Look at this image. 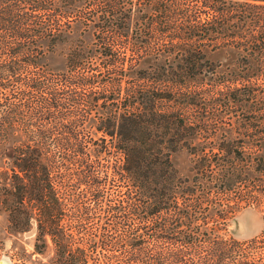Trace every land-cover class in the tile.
<instances>
[{"label": "trees", "instance_id": "1", "mask_svg": "<svg viewBox=\"0 0 264 264\" xmlns=\"http://www.w3.org/2000/svg\"><path fill=\"white\" fill-rule=\"evenodd\" d=\"M196 1L213 17L177 19L199 12L184 0H0V158L11 168L0 170V195L7 211H108L110 233L101 232L100 242L111 250L110 264H250L238 255L244 239L225 236L233 211L206 198L200 207L195 186L182 187L169 155L188 128L210 129L223 155L202 154L197 164L229 190L254 167L245 196L233 194L258 206L264 0ZM214 50L234 56L223 66L229 74L205 57ZM201 71L225 75L207 79L215 87L207 94L194 88L205 82L195 78ZM204 95L221 96L210 105L217 110L188 114ZM231 107H239L244 132L226 129ZM180 192L191 203L179 206Z\"/></svg>", "mask_w": 264, "mask_h": 264}, {"label": "rangeland", "instance_id": "2", "mask_svg": "<svg viewBox=\"0 0 264 264\" xmlns=\"http://www.w3.org/2000/svg\"><path fill=\"white\" fill-rule=\"evenodd\" d=\"M185 5L189 9L199 10L197 13L190 12L189 16L176 15L177 19L195 18L206 19L213 17L206 10L202 12L203 6L196 0H184ZM239 1V0H238ZM74 35L78 32V27L73 26ZM85 41L91 40V34L85 31L81 34ZM205 57L214 61H219L224 73L229 74V66L223 68L225 64H230L233 55L229 52L221 50L205 51ZM62 57L56 56L52 60L53 66H60ZM224 73H209L201 71L195 75V78H203L205 82L194 84V88L199 92L214 91L215 87L210 84L209 78H217ZM217 89H219L217 87ZM203 100L198 101L197 108H192L188 114H196V112H204L209 115L217 109L210 106L212 102H220L221 96L215 95L212 98L204 95ZM230 109L227 117H229L226 129H232L233 133L239 134L244 132L239 123L240 109ZM226 116V115H225ZM94 128V127H93ZM219 128V129H218ZM222 126L216 128L218 133L222 131ZM92 129V127H89ZM248 129V128H247ZM185 134L179 140L174 150L170 152V159L177 169V177L183 182L182 187L195 186V193L198 198L199 205L202 207L205 198L207 200H217L218 208L227 211H233V216L228 221L227 227L224 229L225 236H232L236 239H244L241 241L240 258L243 255L247 256L250 264H264V229L260 231L264 217V195H260V202L257 207L253 205H244L245 192L249 190L247 185L251 184L252 180L257 178L258 172L254 167H246L241 176L244 182L233 185L232 189L217 188L215 186L216 178L206 175L205 168L201 164H197L199 157L202 154L218 153L223 155V151L217 147L215 139L210 134V129H192L188 128L184 131ZM190 133V134H187ZM99 134V132L97 133ZM202 136V137H201ZM208 141V142H207ZM246 149H253L251 146H246ZM3 159V160H2ZM5 157L0 158V170L7 169L10 172L9 165H5L3 161ZM213 170L217 167L214 162H210L207 168ZM212 182V183H211ZM206 191L204 194L203 189ZM107 190V187H106ZM110 190V188H108ZM243 193L241 200L239 197H234L235 194ZM194 197V196H193ZM192 197V198H193ZM108 195H105L102 201L103 207L108 202ZM188 198V200H187ZM249 202L251 198L245 197ZM3 195H0V264H110L113 263L111 250L108 245L101 247V232L109 235L108 211L100 209L99 211H7V204L4 203ZM179 206H184L189 202V196L180 192L176 193L175 199ZM6 206V207H5ZM208 211H214L212 208H207ZM210 226L208 223L206 227ZM264 227V226H263ZM257 241V242H256ZM61 243V244H58ZM152 243L149 237L144 238V245L148 249ZM63 245V246H62ZM181 248H184L183 246Z\"/></svg>", "mask_w": 264, "mask_h": 264}]
</instances>
